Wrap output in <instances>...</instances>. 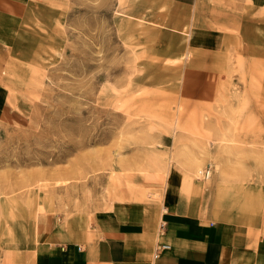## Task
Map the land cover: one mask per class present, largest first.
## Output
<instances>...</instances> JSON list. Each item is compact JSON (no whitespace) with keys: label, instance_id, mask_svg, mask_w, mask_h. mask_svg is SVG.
Here are the masks:
<instances>
[{"label":"rangeland","instance_id":"obj_1","mask_svg":"<svg viewBox=\"0 0 264 264\" xmlns=\"http://www.w3.org/2000/svg\"><path fill=\"white\" fill-rule=\"evenodd\" d=\"M42 4L46 18L0 55L17 94L0 118L1 233L18 220L25 236L43 203L64 216L106 207L127 181L158 200L169 168L198 163L223 170L221 211L264 219V27L247 25L217 98L199 103L177 93L185 29L118 0Z\"/></svg>","mask_w":264,"mask_h":264},{"label":"crops","instance_id":"obj_2","mask_svg":"<svg viewBox=\"0 0 264 264\" xmlns=\"http://www.w3.org/2000/svg\"><path fill=\"white\" fill-rule=\"evenodd\" d=\"M43 1L0 0V55L20 43L37 18H46ZM118 1L127 16L188 33L177 89L183 101L215 100L229 55L248 45L247 25L257 33L264 27V0ZM5 80L2 69L0 118L17 97ZM183 169H168L158 200L125 191L106 207L65 216L53 202L43 203L46 212L35 216L25 236L18 220L0 232V264H264V219L221 211L220 171L203 180L190 177L195 166ZM158 243L169 246L154 258Z\"/></svg>","mask_w":264,"mask_h":264},{"label":"built area","instance_id":"obj_3","mask_svg":"<svg viewBox=\"0 0 264 264\" xmlns=\"http://www.w3.org/2000/svg\"><path fill=\"white\" fill-rule=\"evenodd\" d=\"M213 173V168L211 165H205L202 167V169L199 171V178L200 179H203V180H207L211 177ZM163 226H164V222H160L159 223V229L162 230L163 229ZM169 245L167 243H158L156 246H155V249H154V258H156L158 255H159V252L162 250V249H165L167 248ZM156 264V263H154Z\"/></svg>","mask_w":264,"mask_h":264},{"label":"bare ground","instance_id":"obj_4","mask_svg":"<svg viewBox=\"0 0 264 264\" xmlns=\"http://www.w3.org/2000/svg\"><path fill=\"white\" fill-rule=\"evenodd\" d=\"M254 5H255V4H254ZM260 7H261V5H260ZM6 103H7V101H6ZM9 107H10V106H9ZM202 165H203V164L198 163V165L195 167V169L192 170V171L189 173L191 178H193V179H198V178H199V171L201 170ZM219 169H220V173H222L223 170H222L221 168H219ZM127 183H128V186H129V188H130V190H131L132 192H134V193H136V194L138 193V194H140V196H141V194L143 195V193H142V189L139 188L135 183L130 182V181H127ZM143 196H144V195H143ZM141 197H142V196H141Z\"/></svg>","mask_w":264,"mask_h":264}]
</instances>
